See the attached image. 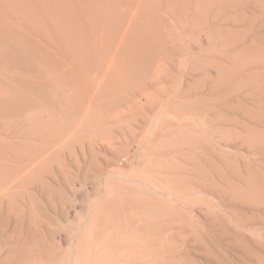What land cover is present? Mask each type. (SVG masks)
Wrapping results in <instances>:
<instances>
[{
  "label": "rangeland",
  "instance_id": "374dc122",
  "mask_svg": "<svg viewBox=\"0 0 264 264\" xmlns=\"http://www.w3.org/2000/svg\"><path fill=\"white\" fill-rule=\"evenodd\" d=\"M90 1L107 12L88 29L91 106L54 79L60 109L0 117V264H264L249 86L221 78L184 0Z\"/></svg>",
  "mask_w": 264,
  "mask_h": 264
},
{
  "label": "bare ground",
  "instance_id": "6f19581e",
  "mask_svg": "<svg viewBox=\"0 0 264 264\" xmlns=\"http://www.w3.org/2000/svg\"><path fill=\"white\" fill-rule=\"evenodd\" d=\"M184 1L188 10L198 15L205 36L218 45L221 78L230 74L233 80L244 79L249 86L246 90L250 89L247 93L251 100L247 106L242 107L240 103L237 108L246 111L253 140L250 149L252 228L264 231V175L256 167L258 161L264 169V145L257 140L259 134L264 137V0ZM106 13L105 7L95 8L90 0H0V86L9 94L0 98V117L18 116L38 103L55 111L60 109L55 103L58 101H50L46 96L54 88V79L74 87L75 100L79 98L82 107L86 105L90 100L87 91L91 61L89 24L97 20L106 25ZM98 29L101 28H95L96 34ZM65 64L68 70L63 68ZM39 65L55 71L54 74L51 71L53 76H46ZM75 100L62 101L69 103L71 115H80L81 105L77 106Z\"/></svg>",
  "mask_w": 264,
  "mask_h": 264
}]
</instances>
